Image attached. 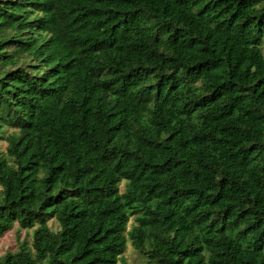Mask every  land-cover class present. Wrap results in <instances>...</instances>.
Segmentation results:
<instances>
[{
  "label": "trees",
  "instance_id": "1",
  "mask_svg": "<svg viewBox=\"0 0 264 264\" xmlns=\"http://www.w3.org/2000/svg\"><path fill=\"white\" fill-rule=\"evenodd\" d=\"M263 40L264 0H0V264H264Z\"/></svg>",
  "mask_w": 264,
  "mask_h": 264
},
{
  "label": "rangeland",
  "instance_id": "2",
  "mask_svg": "<svg viewBox=\"0 0 264 264\" xmlns=\"http://www.w3.org/2000/svg\"><path fill=\"white\" fill-rule=\"evenodd\" d=\"M261 49L264 54V40L261 44ZM10 132V129L5 130V134ZM6 141L0 137V152H4L6 148ZM120 191H124L125 182L122 181L119 183ZM134 219L131 217L130 222L128 223V229L133 224ZM53 230L58 229V225L54 219L49 221L48 224ZM32 231L33 229H20L15 225L11 230L7 231L4 235L0 236V257L6 252L16 251L23 243H26L28 247L32 245ZM117 264H151L146 259L145 256L137 252V250L132 246L131 241L128 239L126 243L125 252L122 255V258Z\"/></svg>",
  "mask_w": 264,
  "mask_h": 264
}]
</instances>
